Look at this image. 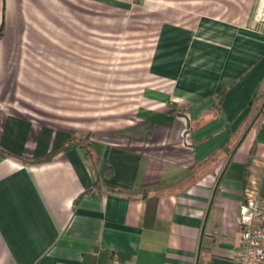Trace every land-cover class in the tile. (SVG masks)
<instances>
[{
	"label": "crops",
	"instance_id": "crops-1",
	"mask_svg": "<svg viewBox=\"0 0 264 264\" xmlns=\"http://www.w3.org/2000/svg\"><path fill=\"white\" fill-rule=\"evenodd\" d=\"M59 1L76 0H0V264H238L264 176V0L169 5L143 104L114 129L43 105L59 32L34 21L57 24Z\"/></svg>",
	"mask_w": 264,
	"mask_h": 264
},
{
	"label": "rangeland",
	"instance_id": "rangeland-1",
	"mask_svg": "<svg viewBox=\"0 0 264 264\" xmlns=\"http://www.w3.org/2000/svg\"><path fill=\"white\" fill-rule=\"evenodd\" d=\"M58 3L57 24L34 21L42 33L59 32L58 70H52L57 78L43 87L53 101L43 105L57 106L76 127L114 129L129 124L151 81L148 67L168 7L178 0Z\"/></svg>",
	"mask_w": 264,
	"mask_h": 264
},
{
	"label": "built area",
	"instance_id": "built-area-1",
	"mask_svg": "<svg viewBox=\"0 0 264 264\" xmlns=\"http://www.w3.org/2000/svg\"><path fill=\"white\" fill-rule=\"evenodd\" d=\"M257 30L264 32V23ZM243 245L238 264H264V197L259 188L246 192L239 219ZM113 264H119L116 260Z\"/></svg>",
	"mask_w": 264,
	"mask_h": 264
},
{
	"label": "trees",
	"instance_id": "trees-1",
	"mask_svg": "<svg viewBox=\"0 0 264 264\" xmlns=\"http://www.w3.org/2000/svg\"><path fill=\"white\" fill-rule=\"evenodd\" d=\"M1 35H2V33L0 31V37H1ZM221 96L223 97V95H221ZM258 118L260 120H262L264 118V105L262 107V110H261ZM88 138H89L88 136L83 137L80 135H74L72 137V139L70 140V143L81 146L82 148H84L86 150V153H89L90 150L88 149V143H87ZM104 173H105V171H104ZM100 184H101L100 180L97 179L96 189H100ZM96 189H94V190H96ZM260 194L262 195V197H264V176H263L262 183L260 186ZM116 256L118 257V259L120 261H123L124 260L123 257H126L123 254H119V253L115 254V253L109 252V251L98 250L97 256L84 254V262H85V264H110Z\"/></svg>",
	"mask_w": 264,
	"mask_h": 264
}]
</instances>
